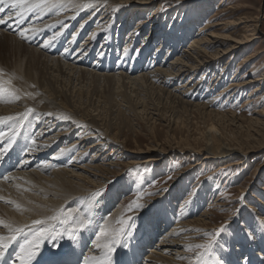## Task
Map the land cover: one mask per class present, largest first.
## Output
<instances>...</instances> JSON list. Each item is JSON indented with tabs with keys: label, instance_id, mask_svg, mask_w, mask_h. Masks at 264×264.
I'll list each match as a JSON object with an SVG mask.
<instances>
[{
	"label": "bare ground",
	"instance_id": "1",
	"mask_svg": "<svg viewBox=\"0 0 264 264\" xmlns=\"http://www.w3.org/2000/svg\"><path fill=\"white\" fill-rule=\"evenodd\" d=\"M59 3L64 6L58 4L52 8L44 0H28L16 9L7 7L0 13L8 20L7 25H0V133H3L0 145L11 140L13 148L24 149L20 170H14L11 176L0 181V236L11 235L4 225L23 229L15 239V264H19L21 249L30 248L33 241L39 248L32 264H84V257L100 256L106 251L98 249L97 243L112 241H115V250L110 254L109 264H212L209 252L198 258L200 250L192 247L196 245L194 238L198 232L209 229V211H204L198 218L180 221L171 201L168 203L164 197L151 199L142 210L131 207L127 211L126 220L129 224L136 222L137 226L130 229L119 224L121 228H128L127 234L119 232L115 221L121 218V210L110 212L113 215L110 222L103 214L111 209L119 191L125 190L123 184L120 181L114 183L112 177L137 166L155 167L163 158L154 153L143 155V152L157 149L146 146L145 151L141 150L140 139L135 134L132 135L134 150L127 148L123 129H132L129 117L142 119L146 115L145 119L152 124L156 121L167 123L163 111L168 109L165 111L172 117L189 112L213 123L225 117L230 118V123L240 120L231 112L227 116V113L213 111L210 107L215 99L197 103L189 101L188 95H201L205 89L202 79L197 78L201 70L209 72L225 57L224 67L232 65L249 41L244 36L241 40L222 36L216 32L219 26L226 30L243 24L247 31L251 19L201 25L189 46L173 60L168 61L171 58L167 57L168 49L160 61L145 62L147 57L138 56L140 59H137L132 56L133 50L140 45L131 29L127 41L133 44H127L119 37L140 12L157 4L146 20L136 21L135 28L142 32L148 30L149 38L161 37L160 43L164 37L168 43L178 29L183 31L179 37L187 38L191 30L185 28L192 24L186 20L175 22L174 30L170 32L157 28L162 11L173 6L171 0H59ZM37 4L40 7H35ZM89 4L90 7H80ZM17 11H22L23 15L16 16ZM9 13L15 18L9 19ZM119 19L122 23L117 28ZM19 20L23 22L18 23ZM83 35H86L84 39ZM101 37L103 40L97 45ZM146 38L140 42L142 51L150 49ZM49 42L51 46L45 47ZM153 54L159 57V53ZM249 60L251 58L245 59L242 64H248ZM259 69L255 68L253 74ZM237 76L220 95L227 92L230 97L242 95L252 84L264 80V72L256 78L251 72L240 79ZM179 79L182 82L169 87ZM212 80V86L214 81L216 83L209 87L205 97L219 89L220 77L215 76ZM251 90V96L256 97L260 85ZM252 98L249 97L244 105L254 104ZM257 115L264 116V109L257 111ZM8 117L13 119L8 120ZM261 121L260 117L250 119V123L256 125ZM202 140L201 147L187 145L179 149L201 156L195 164L198 166L235 158L237 162L220 163L218 170L234 167L241 165L249 153L223 144L222 136L213 124L208 126ZM97 193L99 195H95ZM214 204L213 210H218L214 206H223L222 203ZM70 215L90 216L92 220L91 225L79 232L76 240H70L65 232V228L72 231L75 226L62 223ZM35 220H41L43 224L36 225ZM41 229L42 238H38ZM54 244L58 247H53ZM149 244H152L150 248ZM171 248L175 250L173 254H169ZM233 252V264H240ZM59 255L64 257L58 259ZM224 257L226 259L217 260L232 264L230 259L226 261L227 256ZM261 258L259 253L255 254L249 264H264V261H256Z\"/></svg>",
	"mask_w": 264,
	"mask_h": 264
},
{
	"label": "rangeland",
	"instance_id": "2",
	"mask_svg": "<svg viewBox=\"0 0 264 264\" xmlns=\"http://www.w3.org/2000/svg\"><path fill=\"white\" fill-rule=\"evenodd\" d=\"M171 2L174 3L173 6L169 8L166 7V9L162 11L163 13H161L158 19L159 21H157V28L159 30L167 29L166 31L170 32V30L174 28L175 22L177 24L180 21L186 20V22L192 24L191 27L185 28L186 31L187 29L188 31L191 30L189 32L191 35L187 38H180L179 36L183 34V31L178 29L174 34L175 37L171 38L168 43L165 41V37L163 43H160L161 37L152 39L149 38L151 34L148 33V30L144 32L137 30L135 28L137 24L136 21L140 18L146 20L148 16L152 15L151 12L156 9L157 4L156 6L152 4L153 6H151L148 11L140 12L134 21L128 23L129 26H126L127 30H125L119 39H123L124 42L127 41V36L130 34L129 30L131 29L130 32L136 35L135 38H137V41L139 40L138 45H140L137 50H133L132 56H137V59H140V56L144 59L147 57L145 62L154 59L160 61L169 49L170 51L167 57H171L168 60L171 61L179 55L183 49L189 46L194 35L200 30L199 27L201 25L210 22L238 23L240 19H251V21L248 22L249 28L247 31L243 29V24L236 28L231 26L230 29L226 30L220 29L222 25L219 26V30L216 32L222 34V36L225 35L231 39L238 40H241L244 36V38L249 41L246 42L244 47L239 51L232 65L226 66L227 68L224 67L227 60V57H225L218 62L217 68L214 66L206 73V70H201L200 73L197 74V78L202 79L205 89L202 91L201 95L190 93V95H188L189 98L187 96L189 101L197 103L205 102L206 99L209 100L210 98L215 99L210 107L213 111L227 113V116L231 115V112L240 120L230 123V118L225 117V119L228 120L221 119L219 121L218 119L213 123L201 117L199 114L189 112L177 113L175 117H172L170 113L166 112L168 109H164L163 111L167 123L156 121L152 124V121L145 119L146 115L144 118L142 117V119L141 117H129L128 121L132 129H123V135L126 137L127 141V148L129 150H134L135 147L133 145L132 135L135 134L136 138L140 139L138 145L141 150L145 151L146 146H153L152 148L157 149L156 151L143 152V155L154 153L163 158L160 159L155 167L137 166L129 168V171H125L118 177H112L114 178V183L120 181L125 190L119 191V195L116 198L117 201L115 200L112 203L111 209L109 208V210L105 211L103 217L106 218V221L110 222L112 221L113 211L119 209L121 210V218L115 220L117 223L120 220H126L125 214L129 213L127 211H130V205L132 209L135 208L136 211H140L151 199L156 200L159 197H164V200H168V203L171 201V203L174 204L173 209H175L176 214L178 213L179 218H177L180 221L198 218L204 211H209V219H207L209 222V229L200 230L198 232L199 235L196 236L194 240L196 241L195 244H206L209 241H214L212 248L207 251L209 252V259L212 264H221V262L224 261L217 259L222 260V258H225L224 256H227L226 261L230 259L233 264L232 251L236 253L239 258L238 260H240L239 262H241L242 257L247 256L249 261L251 260L250 263H252V259L255 257V254L258 255V253L263 258L256 261L263 262L264 116H258L257 111L264 109V106H262L264 104V102H262L264 80L260 83H255V85L252 84L245 93L239 96L230 97V93L228 92L222 95L219 93L235 80L236 75H238L237 79H240L242 76H246L251 72V76L256 78L264 72V0H171ZM165 13L166 15L164 16ZM86 16L87 15L83 16V18ZM117 21L116 27L122 23L120 19ZM254 28L256 29L255 31ZM73 32H75V30ZM113 32L115 33V31ZM114 33H112L113 38L116 39ZM145 36H147L145 41L149 42L150 49L148 47V49H144L143 52L140 42L144 41ZM85 37L86 35H83L82 39ZM102 40L103 37L98 40L97 45H99ZM127 44L131 45L133 43L127 41ZM158 47L161 48L159 49ZM155 52L159 53V57H157V55L154 56L153 53ZM250 58L251 60L247 62L248 64H242L245 59ZM255 68L260 69L253 74ZM215 76L220 77V82L218 83L220 85L219 89L211 96L205 97L206 93H209L207 91L209 87H213L216 83V81H214L212 86V78ZM179 81L182 82L179 79L169 84V87L175 86ZM258 85H260L258 95L256 97L251 96V89H254ZM247 97H253L252 100H254V104L244 105L248 99ZM254 106H258L259 108L254 109ZM255 117H260V120H262L259 125L250 123V119H255ZM212 124L215 125V130L222 136L223 144H229L243 152L249 151L247 158L245 161L242 160L243 163L241 165L238 164L234 167L218 170L220 163L230 160L237 162V160H234L235 158H232L225 159L222 162L217 161L204 166H198L195 164L201 156L198 157L196 153L191 151H188V154H186L179 150L181 147H186L187 145L193 148L201 147L203 144L202 136L207 132L208 126ZM123 161L127 160L124 159ZM216 170L218 171L214 172ZM106 191L107 188L104 192ZM124 197L129 198L125 200ZM241 198L243 199L241 200ZM133 202H135V204H133ZM215 202L222 203L223 206H214L218 210H213ZM119 224L120 223H118L117 226H119ZM131 224L136 226V222L134 221ZM261 224H263V226H261ZM121 226H119V229ZM124 226L127 227L128 225ZM134 227L130 229H134ZM222 229L223 231H221ZM218 232L219 235L217 236L216 233ZM249 232L253 234V239H249ZM151 245L149 244V248ZM195 250H200V252L204 251L203 249ZM174 252L175 250L173 248L169 250V254H173ZM187 258L186 256V259Z\"/></svg>",
	"mask_w": 264,
	"mask_h": 264
},
{
	"label": "snow or ice",
	"instance_id": "3",
	"mask_svg": "<svg viewBox=\"0 0 264 264\" xmlns=\"http://www.w3.org/2000/svg\"><path fill=\"white\" fill-rule=\"evenodd\" d=\"M27 2H28V0H0V13H4L7 7H10L12 9H16L18 6L24 5ZM44 3L48 7H52V8L57 7L58 4L60 7L64 6L62 3H59V0H51V2H49V0H44ZM90 6H91L90 4L89 5H80V7H90ZM35 7H40V5L37 4ZM8 15H9V19L15 18L10 13ZM15 15L16 16H22L23 12L17 11L15 13ZM17 22L22 23L23 21L19 20ZM7 24H8V20H6L3 16H0V25H7ZM21 35L24 36L25 39H27V36L25 35L24 32H21ZM50 46H51V42H49L48 44L45 45V47H50ZM29 111H31V110H29ZM7 119L11 120L13 118L8 117ZM0 135H3V133H0ZM95 195H99V193H97ZM242 199L243 198H241V200ZM133 204H135V202H133ZM129 207L131 208L132 206L130 205ZM0 223H2V222H0ZM33 223L36 225H42L43 221L35 220V221H33ZM62 223L66 224V225L70 224V225L75 226L72 231H69L68 228H65V232L68 234V238L70 240H76L78 238L79 232L81 230L86 229L89 225H91L92 220H91L90 216L71 217V215H70L69 219L63 220ZM118 223L128 225V228L135 226L134 224H129V222L127 220H120V221H118ZM4 227H7L9 229V232L11 233V235H9L7 237L0 236V248L4 249V251H0V261H3L4 256H5V252L8 249L10 242L14 241L16 239L17 234L23 233L22 228L12 229L9 225H4ZM128 228H121V229H119V232L122 234H127ZM40 231H41V236L38 238H42L43 229H41ZM221 231H223V229ZM60 235H63V234H60ZM216 235L218 236L219 232L216 233ZM248 237H249V239L254 238L253 234L251 232L248 233ZM213 242L214 241H209L206 244H196V245L192 246L195 249L205 250L204 252H198L197 253L198 258H202L204 256L205 252H207L210 248H212ZM114 244H115V241H112L110 243H104V244L97 243L96 247L98 249H102V250L106 249V251H102V254L100 256L93 255V256H89V257H84V264H109L110 259H111L110 254L115 250ZM53 247H58V245L54 244ZM38 248H39V245L37 243H35L34 241L32 242V246L30 248H27V249L22 248L21 249L22 254L18 256L19 264H32V262L34 261V259L36 257V251ZM262 251H264V250H262ZM221 264H223V262H221ZM241 264H249V258L247 256L242 257Z\"/></svg>",
	"mask_w": 264,
	"mask_h": 264
}]
</instances>
